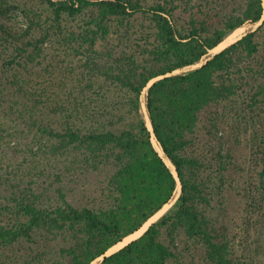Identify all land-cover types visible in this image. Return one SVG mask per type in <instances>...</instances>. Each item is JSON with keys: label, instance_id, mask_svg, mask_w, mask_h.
Returning a JSON list of instances; mask_svg holds the SVG:
<instances>
[{"label": "trees", "instance_id": "16d2710c", "mask_svg": "<svg viewBox=\"0 0 264 264\" xmlns=\"http://www.w3.org/2000/svg\"><path fill=\"white\" fill-rule=\"evenodd\" d=\"M39 1L49 15L17 6L26 28L0 26V106L42 125L49 151L68 159L41 190L0 177V264H173L181 234L212 264H229L222 188L252 156L264 172V0H206L221 6L217 16L188 20L176 16L183 0ZM9 7L0 0V15ZM82 13V28L65 27L64 14ZM247 22L261 23L209 56ZM52 39L72 57L46 64L49 78L34 83L32 58H46ZM178 183L166 212L104 255Z\"/></svg>", "mask_w": 264, "mask_h": 264}, {"label": "rangeland", "instance_id": "374dc122", "mask_svg": "<svg viewBox=\"0 0 264 264\" xmlns=\"http://www.w3.org/2000/svg\"><path fill=\"white\" fill-rule=\"evenodd\" d=\"M149 3L159 0H144ZM241 0H223L225 6L238 4ZM10 7L5 14L0 15V26L3 30L10 33L22 32L28 21L20 9L22 7L26 8H37L38 12L44 17L49 15L51 9L45 3L39 0H7ZM222 2L219 1L218 3ZM206 0H183L182 3L178 1V9L176 11V16L181 19L188 20L190 14L204 16L205 12L212 16H217L222 8L220 5L215 6L213 9H209L206 5ZM19 6V7H17ZM36 10V9H35ZM201 13V14H200ZM86 14H76L73 16H68L64 14V24L66 28H82L86 22ZM68 16V17H67ZM260 24L247 22L239 29V35L235 40L229 41L224 46L216 49L210 50L209 56L222 50L232 42L239 39L241 36L249 31L257 28ZM234 30V31H235ZM232 31V32H234ZM231 32V33H232ZM230 33V34H231ZM229 34V35H230ZM228 35V36H229ZM4 36L0 32V37ZM227 36V37H228ZM226 38V37H225ZM52 41V43H50ZM48 41L46 44L45 53H47L46 58L40 54V57L32 58L31 67V80L34 83H45L49 78L50 68L46 64L53 62L57 64L55 60H61V67L67 66L65 63L70 57H72L71 51L66 48L62 43H57L54 39ZM203 59L192 66L183 68L187 70L189 68H194L202 64L207 59ZM37 62L39 64H37ZM69 66V65H68ZM48 68V69H47ZM181 71V70H177ZM155 79L151 80L154 81ZM150 82V83H151ZM149 83V84H150ZM145 92V91H144ZM142 94V109L145 111L144 97L145 93ZM46 123L49 124L46 118ZM150 123L147 120V124ZM151 128V125L149 126ZM43 126L40 124H35L27 120L18 119L14 114H10L6 108L0 106V177L11 178L12 180H21L22 184H31L39 190L42 189L48 182L54 177V172H58L61 169L62 162L68 159L66 155H54L49 151L50 143L49 139L45 134H42ZM153 143L162 154L161 148L156 143L153 137ZM247 143L243 145L246 146ZM255 146V154L259 151ZM246 152L250 149L245 148ZM249 156V155H248ZM256 156V155H255ZM168 164L173 168L169 160ZM243 171L240 176H231L225 181V184L221 191L220 200H222L221 212L224 214L220 217L221 221H225L227 224L226 234L228 241V259L229 264H264V172L262 163L259 162L258 158L255 160L248 159L246 163L242 165ZM61 173V172H60ZM52 177V178H51ZM181 191L180 183L175 193L174 198L171 202L167 203L160 209L157 213L151 216L141 227L145 226L141 234L147 229L151 222L156 221L164 212H166L172 204L176 201ZM9 198L12 197L11 194L8 195ZM2 202L5 200L1 198ZM218 200L215 198L213 203L215 204V209L213 212H218L220 205H217ZM140 227V228H141ZM139 228V229H140ZM138 229V230H139ZM134 233V232H133ZM132 234V233H131ZM126 238L125 236L121 241L122 244L113 245L108 249L107 253L110 254L132 239L140 236ZM178 239V247L182 251V260L176 261L173 264H212L209 262L203 254V250L198 241H194L192 238H186L181 234ZM102 260L101 256L95 259L91 264H98Z\"/></svg>", "mask_w": 264, "mask_h": 264}, {"label": "bare ground", "instance_id": "6f19581e", "mask_svg": "<svg viewBox=\"0 0 264 264\" xmlns=\"http://www.w3.org/2000/svg\"><path fill=\"white\" fill-rule=\"evenodd\" d=\"M239 29L232 32L228 37H226L222 42H220L216 47L213 48V50H216L225 44H227L229 41L235 40V38L239 35ZM148 126H150V123H148ZM147 223V222H146ZM146 226V225H145ZM145 226L141 227L139 230L135 231L134 233L130 234L126 238L135 237L138 234H141V232L144 230ZM126 240V239H125ZM125 240L119 242V244H122V242H125Z\"/></svg>", "mask_w": 264, "mask_h": 264}, {"label": "water", "instance_id": "95a60500", "mask_svg": "<svg viewBox=\"0 0 264 264\" xmlns=\"http://www.w3.org/2000/svg\"><path fill=\"white\" fill-rule=\"evenodd\" d=\"M261 23V22H260ZM150 85V84H149ZM151 125V124H150ZM151 129H152V126H151ZM176 177H177V174H176V171H174ZM104 255H108V253L106 252ZM101 258H103V256H101Z\"/></svg>", "mask_w": 264, "mask_h": 264}]
</instances>
